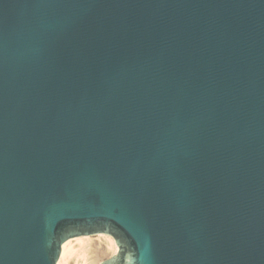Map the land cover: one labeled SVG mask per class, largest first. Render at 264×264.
<instances>
[{
  "label": "water",
  "instance_id": "1",
  "mask_svg": "<svg viewBox=\"0 0 264 264\" xmlns=\"http://www.w3.org/2000/svg\"><path fill=\"white\" fill-rule=\"evenodd\" d=\"M264 264V0H0V264Z\"/></svg>",
  "mask_w": 264,
  "mask_h": 264
},
{
  "label": "bare ground",
  "instance_id": "2",
  "mask_svg": "<svg viewBox=\"0 0 264 264\" xmlns=\"http://www.w3.org/2000/svg\"><path fill=\"white\" fill-rule=\"evenodd\" d=\"M117 251L114 238L108 234L79 236L62 244L56 264H99L103 258L111 257Z\"/></svg>",
  "mask_w": 264,
  "mask_h": 264
},
{
  "label": "rangeland",
  "instance_id": "3",
  "mask_svg": "<svg viewBox=\"0 0 264 264\" xmlns=\"http://www.w3.org/2000/svg\"><path fill=\"white\" fill-rule=\"evenodd\" d=\"M108 257H109V256H106L105 258H108ZM105 258H103V259H105ZM103 259H102V260H103ZM102 260H101V261H102ZM101 261H100V262H101Z\"/></svg>",
  "mask_w": 264,
  "mask_h": 264
}]
</instances>
